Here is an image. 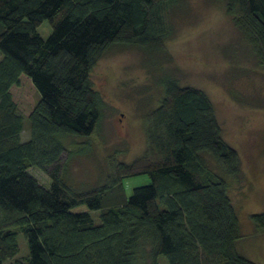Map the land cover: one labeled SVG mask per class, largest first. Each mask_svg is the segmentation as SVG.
Instances as JSON below:
<instances>
[{
	"label": "trees",
	"instance_id": "obj_1",
	"mask_svg": "<svg viewBox=\"0 0 264 264\" xmlns=\"http://www.w3.org/2000/svg\"><path fill=\"white\" fill-rule=\"evenodd\" d=\"M179 1L0 0V264H158L159 256L167 264H257L237 248L230 180L242 173L241 156L223 138L209 96L174 78L160 81L140 158L116 164L88 191L64 183V139L92 136L104 107L91 84L95 64L114 46L161 51L165 15ZM225 1L264 63V0ZM44 21L46 39L37 33ZM140 175L150 183L126 198L122 181ZM91 211H100L98 224ZM252 220L264 231V214Z\"/></svg>",
	"mask_w": 264,
	"mask_h": 264
},
{
	"label": "rangeland",
	"instance_id": "obj_2",
	"mask_svg": "<svg viewBox=\"0 0 264 264\" xmlns=\"http://www.w3.org/2000/svg\"><path fill=\"white\" fill-rule=\"evenodd\" d=\"M165 20L169 32L161 51L114 46L95 64L91 84L104 107L92 136L64 139L66 153L71 154L65 155L64 183L74 191H88L105 183L116 164L140 158L148 144L150 114L163 97L160 81L165 76L174 78L209 96L223 138L241 156L242 173L230 180L241 223L237 248L248 259L264 264V231L252 220L264 214V63L227 14L225 0H180ZM37 33L48 38L49 22L44 21ZM31 99L35 104L39 100L36 91ZM28 139L26 130L21 140ZM29 173L49 188L45 174L34 169ZM149 183L147 175L125 178L123 193L128 198L134 188ZM89 213L98 224L100 211ZM18 244L16 259L22 260L28 254L22 234ZM158 264L167 261L159 256Z\"/></svg>",
	"mask_w": 264,
	"mask_h": 264
}]
</instances>
